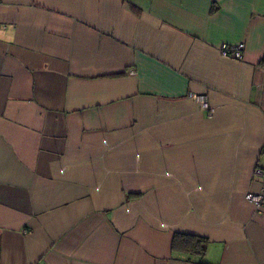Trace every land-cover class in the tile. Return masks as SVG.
<instances>
[{
	"label": "crops",
	"instance_id": "0c3cea01",
	"mask_svg": "<svg viewBox=\"0 0 264 264\" xmlns=\"http://www.w3.org/2000/svg\"><path fill=\"white\" fill-rule=\"evenodd\" d=\"M257 168L264 0H0V264H264Z\"/></svg>",
	"mask_w": 264,
	"mask_h": 264
},
{
	"label": "built area",
	"instance_id": "2783aa9c",
	"mask_svg": "<svg viewBox=\"0 0 264 264\" xmlns=\"http://www.w3.org/2000/svg\"><path fill=\"white\" fill-rule=\"evenodd\" d=\"M244 48H245L244 43H238V44L223 43L221 45V54L224 57H229L236 60H242ZM193 96L203 104L204 108H209L208 102L206 101L204 96L201 95H193ZM255 172L258 175L264 174V170L261 168H257ZM245 198L258 208L264 207V189L261 193H248L245 196Z\"/></svg>",
	"mask_w": 264,
	"mask_h": 264
},
{
	"label": "trees",
	"instance_id": "16d2710c",
	"mask_svg": "<svg viewBox=\"0 0 264 264\" xmlns=\"http://www.w3.org/2000/svg\"><path fill=\"white\" fill-rule=\"evenodd\" d=\"M180 244L185 246L191 251H195L198 253H203L206 247L205 240L198 236L193 235H183L180 237ZM177 245V244H176Z\"/></svg>",
	"mask_w": 264,
	"mask_h": 264
}]
</instances>
